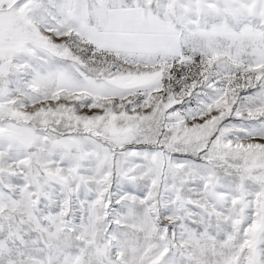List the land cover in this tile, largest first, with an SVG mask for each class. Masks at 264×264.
<instances>
[{
  "label": "snow or ice",
  "instance_id": "1",
  "mask_svg": "<svg viewBox=\"0 0 264 264\" xmlns=\"http://www.w3.org/2000/svg\"><path fill=\"white\" fill-rule=\"evenodd\" d=\"M0 264H264V0H0Z\"/></svg>",
  "mask_w": 264,
  "mask_h": 264
}]
</instances>
